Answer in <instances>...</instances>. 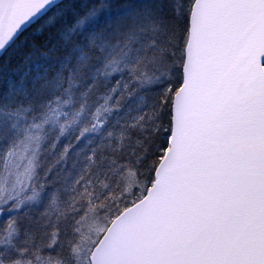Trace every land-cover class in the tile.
I'll use <instances>...</instances> for the list:
<instances>
[{
	"label": "snow or ice",
	"instance_id": "obj_1",
	"mask_svg": "<svg viewBox=\"0 0 264 264\" xmlns=\"http://www.w3.org/2000/svg\"><path fill=\"white\" fill-rule=\"evenodd\" d=\"M0 264H264V0H0Z\"/></svg>",
	"mask_w": 264,
	"mask_h": 264
}]
</instances>
